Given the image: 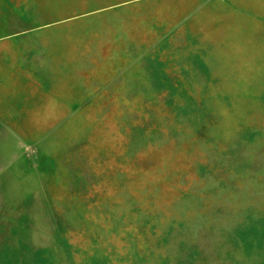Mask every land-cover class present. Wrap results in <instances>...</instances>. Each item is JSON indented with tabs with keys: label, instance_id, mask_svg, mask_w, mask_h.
<instances>
[{
	"label": "rangeland",
	"instance_id": "374dc122",
	"mask_svg": "<svg viewBox=\"0 0 264 264\" xmlns=\"http://www.w3.org/2000/svg\"><path fill=\"white\" fill-rule=\"evenodd\" d=\"M51 3L47 90L0 100V264H264V0Z\"/></svg>",
	"mask_w": 264,
	"mask_h": 264
},
{
	"label": "crops",
	"instance_id": "0c3cea01",
	"mask_svg": "<svg viewBox=\"0 0 264 264\" xmlns=\"http://www.w3.org/2000/svg\"><path fill=\"white\" fill-rule=\"evenodd\" d=\"M53 24V6L47 0H0V100L15 98V92L37 90L38 84L47 90L43 78L47 67L38 66V53L48 60V38L44 42L38 33Z\"/></svg>",
	"mask_w": 264,
	"mask_h": 264
}]
</instances>
